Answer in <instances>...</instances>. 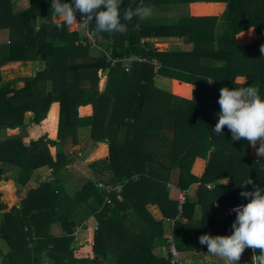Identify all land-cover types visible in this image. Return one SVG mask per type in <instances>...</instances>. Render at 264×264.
Masks as SVG:
<instances>
[{"label": "trees", "instance_id": "trees-1", "mask_svg": "<svg viewBox=\"0 0 264 264\" xmlns=\"http://www.w3.org/2000/svg\"><path fill=\"white\" fill-rule=\"evenodd\" d=\"M28 1L26 8L15 9L14 0H0V29L6 31L0 68L11 61L42 64L32 75L5 81L0 73V130L7 131L0 140V180L11 177L7 172L13 166L23 173L22 184L42 166L51 170V178L29 187L24 196L11 184H0V238L8 247L0 250V264H43L44 259L51 264H171L169 254L153 252L155 241L165 242L164 228L148 204L174 220L179 251L195 246L208 251L196 240L203 234L231 235L235 214L223 216L226 207L248 202L240 195L247 179L253 181L248 191L253 185L264 190V159L250 154L246 140L233 141L226 126L215 134L214 110L225 86L255 84L264 98V0H124L121 13L138 6L189 10L161 21L134 17L122 21L126 33L102 38L90 26L94 43L82 44L84 33L56 27L61 21L51 11V0ZM239 33L242 43L236 41ZM155 37L183 38L192 48L157 50ZM107 54H136L160 66L155 71L149 60L125 71L121 62L111 65ZM155 75L190 84L191 97L157 87ZM83 124L90 128L89 139L108 145V158L90 165L104 187L88 181L69 194L58 173L71 159L61 148L69 140L78 143ZM173 169L179 170L178 189L199 182L196 200L187 196L180 213L167 187ZM218 180L225 183L206 187ZM79 201L97 224L89 229L87 244L71 248ZM196 206L201 212L193 219ZM55 225L61 235L52 233ZM250 253L238 264H251Z\"/></svg>", "mask_w": 264, "mask_h": 264}, {"label": "clouds", "instance_id": "clouds-1", "mask_svg": "<svg viewBox=\"0 0 264 264\" xmlns=\"http://www.w3.org/2000/svg\"><path fill=\"white\" fill-rule=\"evenodd\" d=\"M123 3L124 0H51V11L61 21L57 28L74 24L86 29L91 26L92 33L101 38L104 33H126L127 24L122 21L153 17L150 6L126 7L121 13ZM77 12L80 21H77ZM260 52L264 54V44L260 46ZM219 93L220 111L214 133L222 134L226 126L233 141L246 140L255 149L256 156L264 159V98L258 86L252 84L231 89L225 86ZM250 184H253L251 178L240 185L245 189L240 195L248 202L231 209L235 213L231 235L203 234L198 238L201 245L207 246V254L219 257L225 264H238L246 249L253 252L251 264H264V190L253 185L254 190L248 191Z\"/></svg>", "mask_w": 264, "mask_h": 264}, {"label": "crops", "instance_id": "crops-1", "mask_svg": "<svg viewBox=\"0 0 264 264\" xmlns=\"http://www.w3.org/2000/svg\"><path fill=\"white\" fill-rule=\"evenodd\" d=\"M14 3H15L14 4L15 9L26 8L29 5L28 0H14ZM178 15L179 13H173V16H178ZM80 19L81 17L77 18V21H80ZM67 29L69 31L77 32L78 34H83L86 30V28L82 27L81 25H77V24H74L71 27L67 26ZM5 34H6V31L3 32V30L0 29V42L4 41ZM237 35H236V41L238 43H241L238 40ZM152 41H153L155 49L157 50H191L192 48L191 44H187L183 38H178V37H155L152 39ZM217 64L219 66L221 65V62H218ZM5 67H6L5 73L3 74L1 71V76H2L3 81L10 79L12 77H17V76H22V75H32L34 74L36 70H39L42 68V64L37 61H11L3 65L1 68H5ZM238 78L240 79V77H237V79ZM162 79L164 78L162 77ZM172 84H173L172 93L174 95L185 97V98L191 97L192 89H191L190 84L179 81L177 79H173ZM18 85H21V83L18 82ZM155 85L159 88L164 89V87H161L163 85L159 86L158 83H156V81H155ZM87 110H89V108L86 109V113H87ZM218 110H220V108L215 109L216 112ZM89 130H90L89 126H85V125L79 126L77 130V137H76L78 144L70 143V147H78L82 145L80 148L83 151L84 155L79 159L80 161L79 165H67L64 167V169L62 168L63 170H59L58 176L60 178L62 187L65 192H67V190L65 189L68 186L67 184L73 183L72 180L76 181L77 183L80 181L81 186L84 185L88 181H93L95 182V184L97 181H102L100 177L101 175L96 174V172L94 171V168L90 167L88 163L91 161H97L100 159H107L108 158V145L106 142H102V141L97 142V143L92 142L88 137ZM89 146H91V148L87 150L86 148H89ZM252 150L253 148L250 146V149H249L250 154L252 156H256V153H253ZM7 173H9V175L11 176L10 178L14 180L16 190L17 189L19 190L20 196H24L26 190L29 187H34V185H37L41 181H46L51 178V170L47 166H42V167H39L33 170V172L26 179L25 184H22L20 181V178H23V173L19 171L18 167L13 166ZM173 175L176 177L179 175L178 169H173L171 171L170 178ZM171 181L169 179L167 185L168 184L170 185ZM224 183H225V180L209 182V184H212L214 187L224 184ZM197 187H198L197 182H193L190 184V186L187 189L188 197L196 200ZM174 189L176 190V196H175L176 198L178 190L176 187ZM118 190L119 188H117V191ZM80 203L81 204L78 205L77 209L74 211L77 224H76V228L73 234V240L70 245L71 248H78L82 245L87 244L89 242V229L95 228L97 224L96 219L92 215V212H90V209L88 208L87 204H85L84 202H80ZM241 204H244V202H237L236 204L232 206H227L225 210V214H223V216L235 214L234 212L231 211V209ZM216 205L217 204L215 203V206ZM216 207H218V205ZM146 208L148 212L150 213V215L155 220L162 222L163 228H166V226L167 228L168 226L170 227L171 222L168 221L167 218H164L162 216L159 208L156 205L148 204ZM200 212H201V208L199 206H196L193 212V219H197L200 216ZM1 216L2 215L0 213V217ZM52 233L54 235H61L62 234L61 228L58 225L53 226ZM196 240L198 241V239ZM161 241L162 240H157L154 242L153 252L155 255L159 257H164L167 255V253L163 249L164 242H161ZM7 249L8 247L5 241L2 238H0V250L2 252H6ZM179 252H180V256H181L183 264H213L209 262L208 260H211L214 263H217L220 259L219 257L211 256L207 254V251L199 250L198 246H196L195 250L179 251ZM250 252H252L251 249H246L244 253L242 254V256L246 254L248 255V253ZM44 260L45 261L43 262V264H51L50 262H48V260L46 259ZM205 262H208V263H205Z\"/></svg>", "mask_w": 264, "mask_h": 264}, {"label": "rangeland", "instance_id": "rangeland-1", "mask_svg": "<svg viewBox=\"0 0 264 264\" xmlns=\"http://www.w3.org/2000/svg\"><path fill=\"white\" fill-rule=\"evenodd\" d=\"M187 10H189L188 8H187V6H185V7H183V8H181V9H179L177 6H172V5H166V6H162V7H160L158 10H156V11H153V17L151 18L152 20H168L169 18H170V15L172 14V13H179V14H182L183 12L185 13V12H188ZM163 14V15H160V14ZM174 17V16H173ZM4 32V31H3ZM4 40L6 39V34L4 35ZM237 37H238V40L242 43V36H241V34H238L237 35ZM79 43H81V42H79ZM82 44V43H81ZM163 51H165V50H163ZM92 53H96V52H94V51H92ZM218 62H214L213 64L214 65H218L217 64ZM2 67V66H1ZM158 68L157 67H155V71L157 70ZM1 71H2V73L4 74L5 73V71H6V67L5 68H0V73H1ZM162 77L163 76H159V75H155V79H154V83H155V81H156V83H158V85L159 86H161V85H163V86H161V87H164V89H166V88H169L170 90H171V92H172V86H173V79H168V78H166V77H163L164 79H162ZM241 79V80H240ZM240 79L238 78L237 80H240V81H244L243 80V77H240ZM161 80V81H160ZM160 81V82H159ZM177 86V85H176ZM163 89V88H162ZM169 90V91H170ZM180 97V96H179ZM190 97V96H189ZM218 111H220V110H218ZM218 111L216 112L215 110H214V113H218ZM90 113V109L89 110H87V113L86 114H89ZM83 123V122H82ZM84 125V124H83ZM83 125H81V126H83ZM47 126H48V123H47V121L46 120H44L43 121V128L44 129H47ZM165 132L166 133H168V131L167 130H165ZM7 136V131L6 130H0V140H2V139H4L5 137ZM91 140V139H90ZM92 141V140H91ZM92 142H94V141H92ZM98 142H101V141H98ZM70 143H71V140H69L68 141V143H65L63 146H62V151L65 153V154H67V155H69V158L71 159L70 160V162H69V164H67V165H79V163H80V161H79V159L84 155V153H83V151L81 150V146L82 145H80V146H78V147H70ZM94 143H97V141L96 142H94ZM78 144V143H77ZM91 145H92V143H91ZM257 147H259V144H257ZM91 148V146H89V148H86L87 150H89ZM253 151V153H255V150L253 149L252 150ZM100 160H102V159H100ZM97 161H99V160H97ZM96 161H91V162H89L88 163V165L90 166L92 163H95ZM64 169V168H63ZM63 169H61V170H63ZM179 171V170H178ZM175 179V180H174ZM177 179H178V176L176 177V176H172L171 178H170V181H171V183H170V185L168 184L167 185V187H168V190H169V196L171 197V198H174V199H176L175 198V196H176V190L174 189L175 187L177 188V186H176V182H177ZM72 180V179H71ZM174 180V181H173ZM72 182L73 183H69V184H67L68 186L65 188L66 190H67V192L68 193H72L73 191H76L77 189H79L80 187H81V182L79 181L78 183L76 182V181H74V180H72ZM39 184V183H38ZM37 184V185H38ZM97 184V183H96ZM34 185V184H33ZM37 185H34V187L35 186H37ZM175 186V187H174ZM177 190H178V193H177V196H178V194H179V191H180V189H178L177 188ZM81 203H80V201L78 202V205H80ZM217 204V203H216ZM77 205V206H78ZM218 205V204H217ZM219 206V205H218ZM135 220L137 219L136 217L134 218ZM167 227V226H166ZM195 248H196V246H195ZM202 257V256H201ZM242 257H246V256H242ZM205 261V260H204ZM209 262H211V263H213V264H225V262L222 260V259H219V261L217 262V263H214L213 261H211V260H208ZM205 263H208V262H205Z\"/></svg>", "mask_w": 264, "mask_h": 264}, {"label": "built area", "instance_id": "built-area-1", "mask_svg": "<svg viewBox=\"0 0 264 264\" xmlns=\"http://www.w3.org/2000/svg\"><path fill=\"white\" fill-rule=\"evenodd\" d=\"M84 36L86 38L79 40V42L84 43V41H90L92 43H94L93 37L88 33L87 29L84 32ZM107 58L108 60L111 62V65H113L116 62H121L122 67L124 68L125 71H128L131 67V65L135 62H142V61H149L157 68H159L160 63L156 60V59H147L144 57H141L139 55L136 54H127L124 55L122 57H117V58H111L109 54H107ZM96 186L99 189H102L103 183L101 181H97L96 182ZM199 184V182H197ZM206 187L208 189L213 188L214 186L212 184L207 183ZM188 189V188H187ZM180 190L179 194L177 196V201H178V209H179V213L181 211V206L184 203V201L186 200L187 196H188V190ZM117 198L120 199V195L117 194ZM105 201L107 203L110 202V198L108 196L105 197ZM168 221L171 222L170 227L168 226V228H164V243H163V249L166 251L167 254L170 255V262L171 264H183L181 256H180V252L177 249V241L173 235V223L174 220L173 219H168Z\"/></svg>", "mask_w": 264, "mask_h": 264}, {"label": "water", "instance_id": "water-1", "mask_svg": "<svg viewBox=\"0 0 264 264\" xmlns=\"http://www.w3.org/2000/svg\"><path fill=\"white\" fill-rule=\"evenodd\" d=\"M1 183H9V184H11L13 191H16V186H15V182H14L13 179H11V178L6 179V180L5 179H1L0 180V184Z\"/></svg>", "mask_w": 264, "mask_h": 264}]
</instances>
